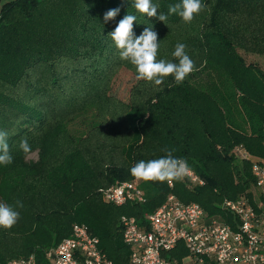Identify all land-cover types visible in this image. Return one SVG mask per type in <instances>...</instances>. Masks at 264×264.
Returning a JSON list of instances; mask_svg holds the SVG:
<instances>
[{
  "label": "trees",
  "instance_id": "trees-1",
  "mask_svg": "<svg viewBox=\"0 0 264 264\" xmlns=\"http://www.w3.org/2000/svg\"><path fill=\"white\" fill-rule=\"evenodd\" d=\"M179 2L151 0L159 6L157 16L168 15V6ZM201 2L207 7L190 23L176 14L165 23L148 17L135 9L134 0H5L0 5V130L9 134L11 154L22 138L62 114L72 97L95 92L97 80H109L122 68L135 69L120 59L108 36L128 14L136 16L135 36L149 26L158 33V60L178 62L172 52L184 43L197 68L179 85L173 76L165 77L162 91L139 81L134 104L113 105L58 167L46 170L43 159L26 162L23 154L9 167L0 165V203L23 204L17 210L18 224L10 229L13 242L4 245L14 256L6 257L0 249V264L31 254L36 264H47L45 252L68 237L73 224H84L99 239L105 256L122 264L129 250L122 240L121 216L141 221L170 191L226 223H231L230 216L218 207L224 199L246 195L252 200L250 165L243 162L242 172L231 151L243 145L251 155L264 158V72L238 52L264 55V0ZM115 8L119 13L106 22L104 15ZM105 94L79 110L99 109ZM109 126L130 132L124 160L104 147L107 141L100 134ZM167 150L185 160L204 184L190 189L174 180L170 190L166 181L144 180L143 204L104 201L99 189L132 180V166L164 157ZM98 169L100 177L93 176ZM17 193L20 197L13 198ZM4 231L0 228V243L6 239Z\"/></svg>",
  "mask_w": 264,
  "mask_h": 264
},
{
  "label": "built area",
  "instance_id": "built-area-1",
  "mask_svg": "<svg viewBox=\"0 0 264 264\" xmlns=\"http://www.w3.org/2000/svg\"><path fill=\"white\" fill-rule=\"evenodd\" d=\"M231 154L249 163L254 178L251 201L242 195L218 205L231 223L207 215L198 203L183 202L170 191L141 221L121 216L122 240L129 250L127 262L122 264H264V160L251 155L243 145L234 146ZM180 181L190 189L204 184L189 165ZM140 182L142 179L135 177L116 181L100 193L105 202L116 206L143 204ZM166 185L172 190L174 180H166ZM45 259L47 264H114L84 224H73L70 235L48 249ZM6 264H36V259L31 254L11 258Z\"/></svg>",
  "mask_w": 264,
  "mask_h": 264
},
{
  "label": "clouds",
  "instance_id": "clouds-1",
  "mask_svg": "<svg viewBox=\"0 0 264 264\" xmlns=\"http://www.w3.org/2000/svg\"><path fill=\"white\" fill-rule=\"evenodd\" d=\"M134 7L138 12L148 17H157L164 23L168 16L173 14L180 16L183 22L190 23L194 19V14H199L207 6L201 0H181L179 3L168 6V15L160 13L158 16L159 6L152 4L151 0H134ZM119 11V8L108 10L104 15V20L106 22L112 20ZM135 20L136 16L126 15L108 36L119 50L120 59L130 62L135 67L137 81L150 82L155 90L162 91L160 86L164 84L165 77L173 76L175 83L179 85L189 74L197 70L194 60L186 52L187 46L184 43H177L172 52V56L178 62L158 60V33L149 26L138 37L135 36L133 32ZM8 135L7 131L0 130V165H9L13 162L7 142ZM18 148L25 154L31 152V146L26 138L20 140ZM187 172V162L182 158L173 157L170 150H167V155L164 157L147 162L141 160L130 169L131 175L137 179L161 182L182 180ZM22 207L21 201H16L15 206L0 203V228H12L20 218V213L16 209Z\"/></svg>",
  "mask_w": 264,
  "mask_h": 264
},
{
  "label": "rangeland",
  "instance_id": "rangeland-1",
  "mask_svg": "<svg viewBox=\"0 0 264 264\" xmlns=\"http://www.w3.org/2000/svg\"><path fill=\"white\" fill-rule=\"evenodd\" d=\"M2 3L3 0H0V5ZM238 52L247 64L252 65L254 69L257 68L258 70L264 72V55L247 53L241 50H238ZM135 77V69L131 70L128 68H122L109 80L105 78L97 80L94 84L96 85L95 92L93 91V93H90L86 97H72L71 101L64 103L65 107L63 108L62 114L53 115V118L50 119L46 128L41 129L36 134L34 133L26 138L31 146V152L25 154L19 148L14 150L16 152L12 153L13 162L15 158H18L21 154H23L26 162H37L40 159H43L46 170L60 166L63 162L62 160L67 157L69 153H71L73 148H76L80 143L81 145L84 144L89 128L91 129L96 126V124L98 125L101 122L102 115L105 114L107 110L113 109V105L120 104L125 108H129L131 104H134V101L138 98V96L135 95V91L133 92V89L139 82L135 79ZM212 80L214 79L212 78ZM101 93H106V98H104L103 104L99 109L89 107L79 110L84 106V104L97 100ZM74 99L75 101L72 102ZM102 99L103 98H101V100ZM100 136L101 139L107 141V144L104 146L106 147L107 152L111 153L114 157H117L120 160L125 159L124 149L131 139L130 132L127 128L125 129L120 127L112 129V126H109L105 129V131H103V133L100 134ZM75 141H78L79 143H74ZM259 158L257 159L259 160ZM260 159L264 160V158ZM235 160L236 164L239 165L240 170L243 172V160L240 158H235ZM9 166L10 164L7 165V167ZM100 170L101 169H98L94 172L93 176L99 174L100 177ZM143 181L144 180H142L139 184L140 189ZM100 191L101 189L98 190L99 193ZM252 193L253 189L249 192L250 197H252ZM19 194L20 193H17L13 198H19ZM58 199H60V197H58ZM13 205L15 206V204ZM58 208L60 211H63L61 210L63 209L62 206H58ZM16 210H18V208ZM18 221L16 224H18ZM10 229H4L6 231V234L4 235L6 239L3 243H0V249L5 251L7 249L4 245L6 246L12 243L13 236H15L12 232H10ZM5 254L7 255H5L6 257L14 256L10 251H6Z\"/></svg>",
  "mask_w": 264,
  "mask_h": 264
},
{
  "label": "crops",
  "instance_id": "crops-1",
  "mask_svg": "<svg viewBox=\"0 0 264 264\" xmlns=\"http://www.w3.org/2000/svg\"><path fill=\"white\" fill-rule=\"evenodd\" d=\"M5 0H3V2H4Z\"/></svg>",
  "mask_w": 264,
  "mask_h": 264
}]
</instances>
